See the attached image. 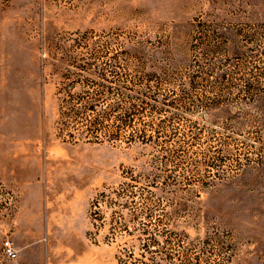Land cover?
I'll return each instance as SVG.
<instances>
[{"label":"rangeland","instance_id":"rangeland-1","mask_svg":"<svg viewBox=\"0 0 264 264\" xmlns=\"http://www.w3.org/2000/svg\"><path fill=\"white\" fill-rule=\"evenodd\" d=\"M0 264H264V0H0Z\"/></svg>","mask_w":264,"mask_h":264},{"label":"built area","instance_id":"built-area-1","mask_svg":"<svg viewBox=\"0 0 264 264\" xmlns=\"http://www.w3.org/2000/svg\"><path fill=\"white\" fill-rule=\"evenodd\" d=\"M2 251H3V254L6 256V258H8L9 260H12V261L15 260L16 253H15V250H14L10 240L5 239L2 242Z\"/></svg>","mask_w":264,"mask_h":264}]
</instances>
